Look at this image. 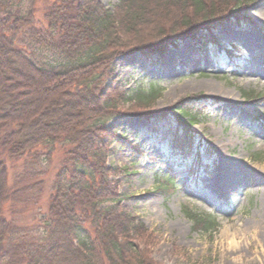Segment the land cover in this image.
I'll return each instance as SVG.
<instances>
[{"label":"trees","instance_id":"trees-1","mask_svg":"<svg viewBox=\"0 0 264 264\" xmlns=\"http://www.w3.org/2000/svg\"><path fill=\"white\" fill-rule=\"evenodd\" d=\"M227 1L237 15L255 0ZM42 3L41 20H36L33 8L24 12L19 0H0V264H148L135 244L146 232L126 212L127 197L116 179L126 168L106 165L108 149L118 139L106 125L125 115L120 113L124 107L149 109L162 90L120 92L111 73L121 56L149 57L146 43L162 41L163 24L194 39L214 27L204 8L211 2L121 0L113 10L97 0ZM172 12L176 18L162 21ZM190 13L202 15V23L179 25L178 19ZM67 107L74 110L65 113ZM176 114L187 128L203 117L186 106ZM135 146L140 154L145 147ZM56 154L59 166L44 208L43 166ZM7 162L14 169L19 165L13 180ZM155 181V191L163 196L174 188L169 174ZM31 213L39 217L37 226H26ZM186 216L205 232L216 226L211 217Z\"/></svg>","mask_w":264,"mask_h":264},{"label":"rangeland","instance_id":"rangeland-1","mask_svg":"<svg viewBox=\"0 0 264 264\" xmlns=\"http://www.w3.org/2000/svg\"><path fill=\"white\" fill-rule=\"evenodd\" d=\"M19 1L24 12L33 8L41 20L42 0ZM97 1L113 10L121 0ZM210 2L204 8L214 27L194 39L188 32L173 34L169 23L158 25L166 33L159 43H146L149 58L121 56L111 73L120 92L162 90L149 109L124 107L120 113L126 116L106 125L118 137L106 165L126 168L116 179L127 197L126 212L146 232L135 244L148 264H264V0L245 4L237 15L232 1ZM168 16L162 21L176 18L174 12ZM178 20L199 25L202 15ZM185 106L203 114L198 125L182 124L176 109ZM136 144L145 146L141 154ZM59 160L56 154L43 166L42 207ZM6 166L13 180L19 165ZM168 174L174 188L163 196L155 180ZM187 212L211 217L214 230L194 227ZM38 218L31 213L26 226H37Z\"/></svg>","mask_w":264,"mask_h":264},{"label":"bare ground","instance_id":"bare-ground-1","mask_svg":"<svg viewBox=\"0 0 264 264\" xmlns=\"http://www.w3.org/2000/svg\"><path fill=\"white\" fill-rule=\"evenodd\" d=\"M147 47V46H146ZM144 58H146V57H144ZM149 57H147L146 59H148ZM114 69V68H113ZM35 78H33V79H31V80H29V82H30V84L31 85H33V84H35ZM206 89H207V87H205ZM208 90V89H207Z\"/></svg>","mask_w":264,"mask_h":264}]
</instances>
